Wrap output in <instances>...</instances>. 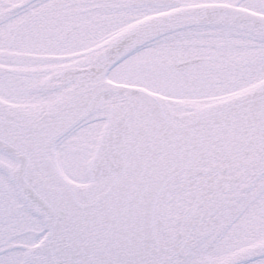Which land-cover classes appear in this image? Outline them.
I'll return each mask as SVG.
<instances>
[{
    "label": "snow or ice",
    "instance_id": "1",
    "mask_svg": "<svg viewBox=\"0 0 264 264\" xmlns=\"http://www.w3.org/2000/svg\"><path fill=\"white\" fill-rule=\"evenodd\" d=\"M0 264H264V0H0Z\"/></svg>",
    "mask_w": 264,
    "mask_h": 264
}]
</instances>
